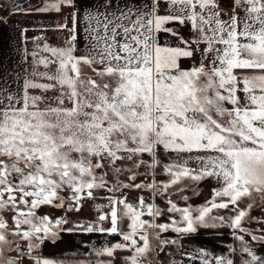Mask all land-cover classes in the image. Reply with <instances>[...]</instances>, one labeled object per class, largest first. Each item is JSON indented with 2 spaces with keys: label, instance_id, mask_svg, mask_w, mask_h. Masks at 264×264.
<instances>
[{
  "label": "snow or ice",
  "instance_id": "1",
  "mask_svg": "<svg viewBox=\"0 0 264 264\" xmlns=\"http://www.w3.org/2000/svg\"><path fill=\"white\" fill-rule=\"evenodd\" d=\"M5 11L60 19L32 50L20 29L18 87L0 76V264H264V0H0ZM204 184L193 206L186 193ZM88 204L95 218L74 222ZM223 228L231 255L186 250ZM65 235L89 239L43 254Z\"/></svg>",
  "mask_w": 264,
  "mask_h": 264
},
{
  "label": "crops",
  "instance_id": "2",
  "mask_svg": "<svg viewBox=\"0 0 264 264\" xmlns=\"http://www.w3.org/2000/svg\"><path fill=\"white\" fill-rule=\"evenodd\" d=\"M12 0H3L6 7ZM47 0H32L27 5L20 7L23 9H28L32 7L42 6ZM226 10L227 9L226 6ZM0 16L8 18V23L5 25H0V76H3L5 80L8 81L13 87H18L13 81L16 78V73L21 71V66H26V62L23 59L22 47L24 43L21 39L20 29H28L26 33L28 40L26 46L29 50L33 49L34 44L32 42V37L35 36H47L52 39L49 43L54 42L58 34L55 31H45L46 28L51 26L55 21L60 19V15L57 13H32L30 15L17 14L15 16H10V13L0 12ZM164 40H170V38L162 34V42ZM171 42V41H170ZM136 196V195H135ZM135 196H131L130 199H135ZM62 215L61 211L57 210L54 217ZM81 216L73 217L74 222ZM94 219V218H93ZM108 226L107 224L105 225ZM216 231L202 230L199 233V238L194 239L187 243L188 251L194 248L205 247L213 255H231L229 252V246H238V242L229 235H217ZM169 235H175L170 233ZM89 239L88 236L82 235H65V243H48L47 246L43 248V254L53 258H64L65 255H70L71 252L75 251L76 248L80 247V241ZM110 240L119 239V237H108ZM91 240L96 244H100L103 240V236L93 235ZM70 241V242H68ZM81 251H84L81 249ZM173 251H175L173 249ZM264 251V249H261ZM177 260L181 259L179 253L175 254ZM167 259V258H165ZM187 264V261H186Z\"/></svg>",
  "mask_w": 264,
  "mask_h": 264
},
{
  "label": "rangeland",
  "instance_id": "3",
  "mask_svg": "<svg viewBox=\"0 0 264 264\" xmlns=\"http://www.w3.org/2000/svg\"><path fill=\"white\" fill-rule=\"evenodd\" d=\"M11 2H10V4H11ZM157 179L162 180V179H165V177L163 175H159L157 177ZM212 186H213L212 184L201 185L202 191H201L200 196H198V197L197 196H192L191 192L186 193L187 195H190L192 197L191 200L189 201V203H191L193 206H197V205L203 203L206 199H209ZM199 190L200 189H198V191ZM138 194H141V193L133 192L130 195V197L131 196H135V195L137 196ZM142 194L146 197V199L148 198V193L147 192L142 193ZM173 199H177V197L174 196ZM102 202L103 201H96V203H102ZM178 202L181 205L184 203L183 201H178ZM157 203H162V202L161 201H157ZM46 209H48V208L45 207V208L41 209L40 214L41 213L43 214V212H45ZM48 215H50V214H48ZM252 215L260 216V212L259 211H254L252 213ZM79 216H81L80 220H89V219L95 218V211H94V208L92 207V205L91 204L86 205L85 209L79 214ZM250 227H252L254 230H258L260 225L253 223V224L250 225ZM212 231H216V232L219 231L220 233L227 234V233L230 232V229H228V228H223V229H219V230L213 229ZM257 234H259L258 231H257ZM246 239H247V237H246ZM238 244H239V242H238Z\"/></svg>",
  "mask_w": 264,
  "mask_h": 264
},
{
  "label": "water",
  "instance_id": "4",
  "mask_svg": "<svg viewBox=\"0 0 264 264\" xmlns=\"http://www.w3.org/2000/svg\"><path fill=\"white\" fill-rule=\"evenodd\" d=\"M32 0H12L11 4L9 5V8L12 6V5H17L19 8L20 7H23L25 5H27L28 3H30Z\"/></svg>",
  "mask_w": 264,
  "mask_h": 264
},
{
  "label": "flooded vegetation",
  "instance_id": "5",
  "mask_svg": "<svg viewBox=\"0 0 264 264\" xmlns=\"http://www.w3.org/2000/svg\"><path fill=\"white\" fill-rule=\"evenodd\" d=\"M48 208V207H47ZM56 212H57V210H54V209H50V208H48V209H46V211L45 212H43V214H50V215H52L53 217L56 215ZM52 213V214H51ZM42 214V213H41ZM212 231V230H211ZM224 235H229L230 237H232V238H234L231 234H230V232L229 233H227V234H224ZM238 242V241H237Z\"/></svg>",
  "mask_w": 264,
  "mask_h": 264
}]
</instances>
